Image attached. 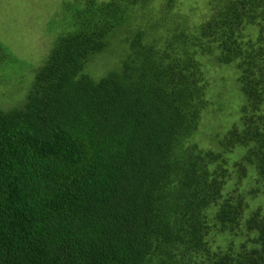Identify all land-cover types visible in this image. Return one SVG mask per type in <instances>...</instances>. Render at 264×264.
<instances>
[{"label":"trees","instance_id":"trees-1","mask_svg":"<svg viewBox=\"0 0 264 264\" xmlns=\"http://www.w3.org/2000/svg\"><path fill=\"white\" fill-rule=\"evenodd\" d=\"M176 6L65 5L22 101L0 108V264H264V0H208L196 22ZM211 65L232 68L237 111L202 145L203 112L223 107Z\"/></svg>","mask_w":264,"mask_h":264},{"label":"rangeland","instance_id":"rangeland-1","mask_svg":"<svg viewBox=\"0 0 264 264\" xmlns=\"http://www.w3.org/2000/svg\"><path fill=\"white\" fill-rule=\"evenodd\" d=\"M68 1L0 0V40L5 41L15 56L20 58L19 65L11 67V70H8L10 68L8 66L0 67L1 109H11L16 107V102L22 101L24 90H28L35 68L45 58L59 31L64 28L63 17ZM207 1L177 0L176 7L189 17L190 22H196L206 15ZM89 68L94 76L99 75L102 72L101 57L91 60ZM208 74L209 78L213 79L209 88V103L220 101L223 107L216 112L218 104H209L203 112L196 137L202 145L212 144L210 134L214 130L222 131L223 127L236 119L238 101L233 90L234 74L231 67L211 65ZM250 204L253 207H260L264 212V195L257 193L256 197L250 200ZM210 240L211 244L216 246L223 241V237L214 236Z\"/></svg>","mask_w":264,"mask_h":264}]
</instances>
